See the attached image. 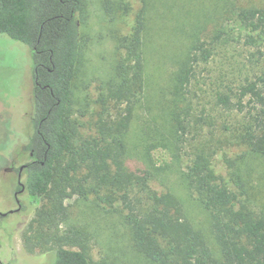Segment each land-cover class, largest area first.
I'll return each instance as SVG.
<instances>
[{"label":"trees","instance_id":"16d2710c","mask_svg":"<svg viewBox=\"0 0 264 264\" xmlns=\"http://www.w3.org/2000/svg\"><path fill=\"white\" fill-rule=\"evenodd\" d=\"M169 1L178 9L169 54L173 69L162 78L165 85L147 71L151 1L106 2L113 13L140 7L128 34L112 37L115 60L96 88L85 126L84 112L73 110L71 99L83 59V0H0V34L27 46L32 56L33 132L25 150L34 162L27 165L24 187L38 206L22 234L26 253H51L53 264H92L84 235L60 233L59 226L69 218L67 200L93 196L97 206L123 214L133 249L154 264H264V210H254L241 176L245 159L264 158V75L246 78L234 91L215 92V106L245 113L249 121L243 133L218 140L217 148L211 123L192 108L197 69L219 47L242 40L260 54L264 0L160 4L170 10ZM204 124L209 140L194 146L181 178L205 223L172 190L151 185L163 172L152 151L169 148L180 156L187 136H199ZM225 145L241 150L236 157L223 152L230 181L213 166ZM72 242L80 250L71 249Z\"/></svg>","mask_w":264,"mask_h":264},{"label":"rangeland","instance_id":"374dc122","mask_svg":"<svg viewBox=\"0 0 264 264\" xmlns=\"http://www.w3.org/2000/svg\"><path fill=\"white\" fill-rule=\"evenodd\" d=\"M148 33L151 39L148 45L150 74L165 85L162 80L171 72L173 65L169 54L174 36L173 22H176L177 6L171 1L168 8L162 7L160 0H150ZM115 0H83V14L79 23L82 35L83 59L73 82L72 108L84 112L80 118L86 124L91 118L96 88L101 79H105L115 60L114 38L126 35L133 24V15L140 4H133L128 13H113L107 9ZM115 14V15H114ZM165 27V28H164ZM164 28V29H163ZM163 29V30H162ZM220 48V47H219ZM216 50L207 64H201L196 72V94L193 97L194 115H202L205 123H211L213 144L233 133H243L249 125L245 113L226 112L214 105L215 92L235 90L246 78L264 75V41L260 54L257 47H246L242 40L232 43L227 48ZM33 80L31 50L24 44L0 34V213L14 209L12 200L15 177L5 170L19 167L27 162L26 145L33 132ZM156 105V103H155ZM77 112V114L79 113ZM158 113L157 105L155 114ZM144 116L141 115L139 124ZM87 129H85L86 132ZM210 128L206 124L199 136L189 134L182 154L176 155L169 148H158L152 151L154 165L162 170L151 184L158 191L172 190L189 207L197 222L205 223V215L196 207L185 190L181 173L189 164L194 146L200 141H207L206 132ZM138 129H134L132 138L137 137ZM210 144V143H207ZM224 145V144H223ZM214 149L208 148L210 152ZM223 152L236 157L241 153L238 148L221 146L213 157V166L226 180V166L223 163ZM245 165H248L246 167ZM242 167V166H241ZM242 169V168H241ZM248 201L254 210H264V158L245 159L241 172ZM245 198V197H242ZM21 210L14 214L0 215V264H53L51 253H26L22 234L27 223L34 217L38 206L22 195L19 197ZM93 196L87 200L74 197L66 201L69 218L66 224L59 226L60 233L80 231L84 236L85 251L92 264H154L135 252L132 246L129 228L124 222L123 214L113 209H103L96 205ZM110 210V211H108ZM3 214V213H2ZM203 223V224H204ZM71 249L80 250L75 243Z\"/></svg>","mask_w":264,"mask_h":264},{"label":"flooded vegetation","instance_id":"af4514ba","mask_svg":"<svg viewBox=\"0 0 264 264\" xmlns=\"http://www.w3.org/2000/svg\"><path fill=\"white\" fill-rule=\"evenodd\" d=\"M31 156H32V153H28L26 163L20 165L19 167L14 166L12 168H8L5 170L7 173H9V174L13 175V177H15V179H14L15 186L13 187L14 190L12 192V200H13V204H14L15 208L14 209H8L5 212V214H4V212H1L0 215L14 214L15 212L21 210L22 206L20 204L19 197L22 195H26L25 187H24V176H25V172H26L28 163L34 162V160L31 159Z\"/></svg>","mask_w":264,"mask_h":264}]
</instances>
